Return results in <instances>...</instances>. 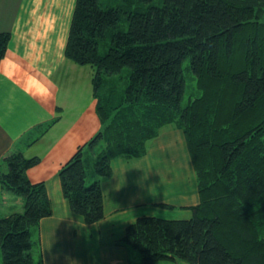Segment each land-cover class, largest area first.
Masks as SVG:
<instances>
[{"label":"trees","instance_id":"16d2710c","mask_svg":"<svg viewBox=\"0 0 264 264\" xmlns=\"http://www.w3.org/2000/svg\"><path fill=\"white\" fill-rule=\"evenodd\" d=\"M9 39L0 32V62ZM64 56L93 69L100 123L58 171L71 212L100 221L111 160L180 130L199 203L189 219L138 217L122 244L137 264H264V0H76ZM38 163L16 151L0 170L22 204L0 215L2 264H42L33 234L51 203L26 175Z\"/></svg>","mask_w":264,"mask_h":264},{"label":"crops","instance_id":"0c3cea01","mask_svg":"<svg viewBox=\"0 0 264 264\" xmlns=\"http://www.w3.org/2000/svg\"><path fill=\"white\" fill-rule=\"evenodd\" d=\"M75 1L0 0V32L10 33L0 62V169L12 152L39 158L26 175L44 183L51 203V215L33 234L42 264H137L138 254L121 242L126 227L140 216L167 219L158 215L164 209L175 212L170 220L189 219L199 203L195 175L183 133L165 129L143 156L111 160L112 175L101 183L100 221L87 225L71 212L58 171L100 128L94 71L64 56ZM51 121L40 135L37 128ZM8 194L0 185V215L22 209Z\"/></svg>","mask_w":264,"mask_h":264},{"label":"rangeland","instance_id":"374dc122","mask_svg":"<svg viewBox=\"0 0 264 264\" xmlns=\"http://www.w3.org/2000/svg\"><path fill=\"white\" fill-rule=\"evenodd\" d=\"M4 12H5V14L7 15V14H11V10L9 9V8H6V9H2ZM87 68H89V69H91L90 68V66H87ZM188 95H187V92H186V97H187ZM184 99H185V97H184ZM46 124V123H45ZM44 124V125H45ZM41 129H42V124H41V126H39L38 128H37V132L38 131H41ZM88 162V161H87ZM1 170V169H0ZM178 176L181 174V171H180V169L179 168H177L176 169V172H175ZM87 174H88V176H87V182L90 184L91 183V179H90V174H92L91 173V171H90V164L89 163H87ZM88 179H90L89 181H88ZM180 179V178H179ZM8 199H10L12 196L10 195V194H8ZM173 214H175V212H173L172 210H169V209H164V210H161V211H159L158 212V215L159 216H162V217H165V218H167V219H169L170 217H174L175 215H173ZM176 217V216H175ZM177 218H180V217H177ZM167 263H171V264H178L179 263V261H177V262H167ZM182 263V262H181ZM0 264H2V257H1V252H0ZM185 264V263H184Z\"/></svg>","mask_w":264,"mask_h":264},{"label":"bare ground","instance_id":"6f19581e","mask_svg":"<svg viewBox=\"0 0 264 264\" xmlns=\"http://www.w3.org/2000/svg\"><path fill=\"white\" fill-rule=\"evenodd\" d=\"M86 145V144H85Z\"/></svg>","mask_w":264,"mask_h":264}]
</instances>
